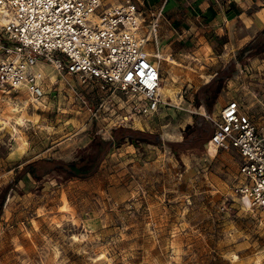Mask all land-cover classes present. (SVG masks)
Here are the masks:
<instances>
[{
  "label": "rangeland",
  "instance_id": "rangeland-1",
  "mask_svg": "<svg viewBox=\"0 0 264 264\" xmlns=\"http://www.w3.org/2000/svg\"><path fill=\"white\" fill-rule=\"evenodd\" d=\"M133 1L142 3L146 21L159 13L151 0ZM163 22L159 17L158 53L148 48L161 57L166 104L127 128L158 142L114 144L89 175L53 168L35 181L20 173L38 160L95 159L113 130L96 111L104 91H79L83 103L74 77L38 65L46 92L38 104L24 92L0 95V264H264V212L236 193L235 152L209 149L208 140L191 149L169 146L231 100L264 123V49L244 57L247 43L204 29L183 47L168 26L162 31ZM232 62L230 78L210 86L220 92L207 114L195 94Z\"/></svg>",
  "mask_w": 264,
  "mask_h": 264
},
{
  "label": "built area",
  "instance_id": "built-area-1",
  "mask_svg": "<svg viewBox=\"0 0 264 264\" xmlns=\"http://www.w3.org/2000/svg\"><path fill=\"white\" fill-rule=\"evenodd\" d=\"M141 5L133 0L110 6L105 0H0V95L24 92L38 104L46 92L36 67L50 65L77 80L74 93L83 103L79 91L105 92L96 111L110 129L155 117L166 104L159 59L149 51L153 46L158 53L160 13L151 12L146 21ZM204 117L212 133L203 141L238 158L240 200L264 212V123L256 124L235 100Z\"/></svg>",
  "mask_w": 264,
  "mask_h": 264
},
{
  "label": "crops",
  "instance_id": "crops-1",
  "mask_svg": "<svg viewBox=\"0 0 264 264\" xmlns=\"http://www.w3.org/2000/svg\"><path fill=\"white\" fill-rule=\"evenodd\" d=\"M151 1L164 21L162 31L168 26L175 34L174 43L183 47L188 37L201 29L221 33L229 43L246 44L264 28V0Z\"/></svg>",
  "mask_w": 264,
  "mask_h": 264
},
{
  "label": "trees",
  "instance_id": "trees-1",
  "mask_svg": "<svg viewBox=\"0 0 264 264\" xmlns=\"http://www.w3.org/2000/svg\"><path fill=\"white\" fill-rule=\"evenodd\" d=\"M264 49V28L260 30L241 50L240 54L245 56H256ZM234 62L230 63L223 70L217 73L209 82L203 85L197 93L195 94V106L199 107L202 105L208 114L210 108L213 106L215 100L217 99L220 92V85L214 90H210V86L218 82L221 84L225 80L229 79L231 73L233 72ZM209 123L203 122L200 118H197L194 122L193 127L189 130L188 135L185 136L182 141L177 143H170L169 146L172 148L179 149H191L195 148L199 142L208 139L212 133V129L209 126ZM207 141V140H206ZM124 142L135 143H157V136L138 130H132L127 128H120L111 131V140L100 143L101 151L99 155L92 159L90 156L83 158L80 162H71L63 163L58 161H47V160H38L33 163L26 165L21 174H30L35 181H38L43 175L47 174L53 168H58L70 172L73 177H80L89 175L91 173L90 164L94 165L99 159L104 156L108 150L114 144H122ZM203 141L202 143H204ZM88 167V169H84ZM1 212V205H0Z\"/></svg>",
  "mask_w": 264,
  "mask_h": 264
},
{
  "label": "bare ground",
  "instance_id": "bare-ground-1",
  "mask_svg": "<svg viewBox=\"0 0 264 264\" xmlns=\"http://www.w3.org/2000/svg\"><path fill=\"white\" fill-rule=\"evenodd\" d=\"M156 58H158V56H155ZM160 57V56H159ZM158 59H161V57L160 58H158ZM160 93H162L163 95H166L167 93H168V91L167 90H165V89H163V90H161V88H160ZM169 96V95H168ZM22 105H26V101H23V103H22ZM174 138V137H173ZM208 147H209V149H212V150H216L213 146H211V144H210V142L208 141ZM243 203V202H242ZM244 204V203H243ZM246 207H248L246 204H244ZM249 208V207H248Z\"/></svg>",
  "mask_w": 264,
  "mask_h": 264
}]
</instances>
